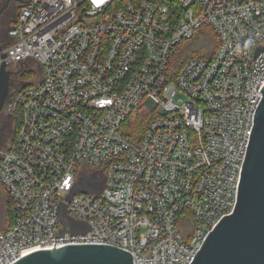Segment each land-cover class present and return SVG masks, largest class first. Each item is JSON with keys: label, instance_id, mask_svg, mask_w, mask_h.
Returning a JSON list of instances; mask_svg holds the SVG:
<instances>
[{"label": "built area", "instance_id": "built-area-1", "mask_svg": "<svg viewBox=\"0 0 264 264\" xmlns=\"http://www.w3.org/2000/svg\"><path fill=\"white\" fill-rule=\"evenodd\" d=\"M201 30L214 54L175 71L177 46ZM6 39L19 128L0 145L14 214L0 264L69 245L191 264L237 203L264 86V0H26ZM137 110L150 118L131 140Z\"/></svg>", "mask_w": 264, "mask_h": 264}, {"label": "water", "instance_id": "water-1", "mask_svg": "<svg viewBox=\"0 0 264 264\" xmlns=\"http://www.w3.org/2000/svg\"><path fill=\"white\" fill-rule=\"evenodd\" d=\"M11 71L0 68V114L9 97ZM257 107L233 213L208 235L191 264H264V86ZM14 264H133L122 250L69 245L37 251Z\"/></svg>", "mask_w": 264, "mask_h": 264}, {"label": "trees", "instance_id": "trees-1", "mask_svg": "<svg viewBox=\"0 0 264 264\" xmlns=\"http://www.w3.org/2000/svg\"><path fill=\"white\" fill-rule=\"evenodd\" d=\"M218 41L209 30H201L190 40L180 43L174 54L175 71H178L187 61L194 58H209L217 49ZM177 51V52H176ZM25 78V77H24ZM149 116L142 110L134 111L125 124L126 136L131 140H137L149 121ZM15 132L19 128V118L12 117ZM14 222V214L10 200L6 195L4 205V220L0 224V233L7 231Z\"/></svg>", "mask_w": 264, "mask_h": 264}, {"label": "flooded vegetation", "instance_id": "flooded-vegetation-1", "mask_svg": "<svg viewBox=\"0 0 264 264\" xmlns=\"http://www.w3.org/2000/svg\"><path fill=\"white\" fill-rule=\"evenodd\" d=\"M26 2V0H1L0 1V43H4L7 39V30L9 29L10 23L16 18L19 10L23 6V4ZM20 80L10 79V89L9 93L12 87H14ZM8 100V99H7ZM7 107V101L3 107V110L1 114L5 111ZM0 114V115H1ZM8 119V115H5ZM2 127L5 126V123H1ZM3 127L0 129V145H3L9 138L11 134L12 129L5 130Z\"/></svg>", "mask_w": 264, "mask_h": 264}, {"label": "rangeland", "instance_id": "rangeland-1", "mask_svg": "<svg viewBox=\"0 0 264 264\" xmlns=\"http://www.w3.org/2000/svg\"><path fill=\"white\" fill-rule=\"evenodd\" d=\"M1 1V0H0ZM13 22V21H12ZM12 22L10 23L9 27H11ZM177 52V51H176ZM176 55V54H175ZM7 107L5 109V111L3 112V114L0 115V129H2L3 127L5 128V130L8 129H12L13 127V122L14 120L12 119V116L9 115L8 111H7ZM5 115H8V119L7 117H5ZM5 123V126L2 127V123ZM4 130V131H5ZM5 200H6V193L4 192V190L0 187V224L3 222L4 220V205H5Z\"/></svg>", "mask_w": 264, "mask_h": 264}, {"label": "snow or ice", "instance_id": "snow-or-ice-1", "mask_svg": "<svg viewBox=\"0 0 264 264\" xmlns=\"http://www.w3.org/2000/svg\"><path fill=\"white\" fill-rule=\"evenodd\" d=\"M98 2V0H93V3H97ZM65 183L67 184V181H65Z\"/></svg>", "mask_w": 264, "mask_h": 264}]
</instances>
